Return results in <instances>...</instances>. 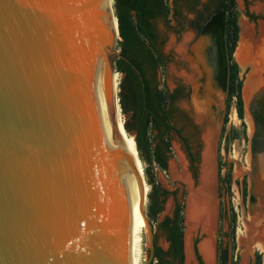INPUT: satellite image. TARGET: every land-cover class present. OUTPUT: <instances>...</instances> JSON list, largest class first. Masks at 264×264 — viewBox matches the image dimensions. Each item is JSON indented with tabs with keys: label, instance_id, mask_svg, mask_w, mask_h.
Masks as SVG:
<instances>
[{
	"label": "water",
	"instance_id": "1",
	"mask_svg": "<svg viewBox=\"0 0 264 264\" xmlns=\"http://www.w3.org/2000/svg\"><path fill=\"white\" fill-rule=\"evenodd\" d=\"M213 25L185 56L198 75L207 41H225L222 11ZM118 45L105 0H0V264H129L137 163L115 120ZM183 78L201 120L210 84Z\"/></svg>",
	"mask_w": 264,
	"mask_h": 264
},
{
	"label": "rangeland",
	"instance_id": "2",
	"mask_svg": "<svg viewBox=\"0 0 264 264\" xmlns=\"http://www.w3.org/2000/svg\"><path fill=\"white\" fill-rule=\"evenodd\" d=\"M172 1L169 0L170 6ZM204 4L207 0H202ZM212 13L215 12V7L211 8ZM238 25V40L234 51L232 52V59L230 58L231 48L228 36L227 27L225 25V42L227 54L232 64V75H231V89L229 93L228 104H225V95L220 92H216V109L210 110L208 106L205 119H199L195 117V121L200 126V132L194 136L195 132L192 128H185L183 135L187 136L191 140V144L200 148V162H199V177L198 183L195 185L192 172L189 167V161L186 153L183 149L181 139L176 133H172L169 136L171 145V157L168 162V169L162 170L157 165L153 167V173L156 181V196L159 200H163V192L175 193L167 196L162 213L158 216L156 222L150 221L148 214V203L147 197L146 215L149 219L153 231H154V242L155 246L163 253H166L170 249V244L166 239V236L161 230L160 224L166 217H172L176 209L177 204L182 206L183 209V259L180 262H174L171 257H167L166 260L173 264H187L184 254V239L186 232L185 225V213L186 203L189 197L190 183L193 190L198 189L200 179V169L202 164V155L205 148L204 133L206 128L213 127L216 131L213 137L214 144V206L216 210V225L215 232L213 235L214 240V257L215 264H258L260 260V254L256 249L254 243L249 246L246 245V241H240L242 231H244V219L249 221V208L251 205L254 206V198L250 199V177L252 173L246 163V157L248 154H252V151L256 149L257 144L264 145V132L259 131V124H257V114H253L257 129L254 131V135L251 137L249 134V127L246 123L247 113V100H246V89L250 85L255 73L260 69V60H258L259 54H262V46L264 41V0H235V7L233 9ZM254 15L255 19L249 17ZM228 16L231 13L228 12ZM193 18V16H189ZM169 23L161 21L158 24L159 30L163 33L166 38L164 46V52L167 53L175 42V36L173 35L171 28L176 27L175 20L172 19V12L170 14ZM185 21H181V23ZM179 22V24H181ZM189 35V33H187ZM186 35V36H187ZM190 39L193 38L189 35ZM262 48V49H261ZM243 50V56L239 55V51ZM120 51V50H118ZM179 52V48H177ZM258 55V56H257ZM240 57V59H239ZM241 57H243L241 59ZM233 63L237 64V69L233 68ZM171 74L173 76H182L180 73H176L172 68ZM263 71V70H262ZM117 74V97L119 93V86L123 79V75L116 72ZM170 73L166 71L161 72V87L167 91V87L173 88V79ZM264 95V94H263ZM262 97L260 96L259 99ZM260 104L264 107V96ZM210 105V104H209ZM257 110L261 111L258 107ZM256 110V111H257ZM122 118L125 122V116L122 114ZM209 117V118H207ZM179 129L183 128L182 124H178ZM264 126V123L262 124ZM134 138V135H130ZM135 139V138H134ZM253 143V144H252ZM255 143V144H254ZM253 146V147H252ZM251 149V150H250ZM179 152V153H178ZM255 152V151H254ZM236 153V155H235ZM182 158H181V157ZM183 160V161H181ZM261 161V159H260ZM183 164V165H181ZM143 169L145 167L144 164ZM185 168V169H183ZM249 171V172H248ZM184 174V175H183ZM183 175V176H181ZM145 176V172H144ZM189 176V178H188ZM250 176V177H249ZM146 179V178H145ZM187 179L185 182L184 180ZM149 187V194L152 192V185L147 184ZM194 186V187H193ZM216 201V202H215ZM246 221V222H247ZM142 242V264H146L150 254L149 241L147 230L144 232ZM203 236L201 232H196L192 237V254L193 261L190 264H200L198 256L203 257L199 253V243L202 241ZM224 252V262L219 259L221 253ZM262 258V257H261ZM264 264V258L261 259ZM157 260L154 264H157Z\"/></svg>",
	"mask_w": 264,
	"mask_h": 264
},
{
	"label": "trees",
	"instance_id": "3",
	"mask_svg": "<svg viewBox=\"0 0 264 264\" xmlns=\"http://www.w3.org/2000/svg\"><path fill=\"white\" fill-rule=\"evenodd\" d=\"M204 7L215 12L222 11L225 18L228 36L231 41L230 58L238 40V25L233 11L235 0H114L117 33L120 55L114 60L116 72L123 75L119 86L118 99L121 112L125 116V130L134 135L141 164H144L146 182L152 185L148 199V214L150 221L156 222L163 211L167 196L175 193L163 192V200L156 196V181L153 173L154 165L162 170L168 169L171 157L169 132L175 131L181 138L188 151L190 169L196 180L199 177V154L196 156L189 147V142L182 132L176 129L175 112L168 108L170 96L161 85V72L166 71V55L164 46L166 38L159 30L158 24L169 23L172 19L181 23L189 14L197 13L202 16L200 9ZM228 12L231 16H228ZM255 19L254 15H250ZM183 23V22H182ZM195 25V22L192 23ZM118 50V49H117ZM237 69V64L233 63ZM143 167V165H142ZM149 189V187H148ZM183 209L177 204L172 217H166L160 224L163 234L170 244L168 252L163 253L155 246L154 261L157 264H173L183 259ZM199 263L205 264L200 256ZM225 259L222 261L224 262Z\"/></svg>",
	"mask_w": 264,
	"mask_h": 264
},
{
	"label": "bare ground",
	"instance_id": "4",
	"mask_svg": "<svg viewBox=\"0 0 264 264\" xmlns=\"http://www.w3.org/2000/svg\"><path fill=\"white\" fill-rule=\"evenodd\" d=\"M107 7L112 11V21L115 28V35L117 44L119 36L116 26V13L114 8V0H105ZM262 54H259L258 60H260V69L255 73V78L251 80L249 86L246 89L247 100V113L246 123L249 127V134L252 137L254 131L257 128L253 114L256 112L257 124L264 123V107L260 104L263 100L264 94V41L262 42ZM244 49L239 51V55L243 56ZM118 53V50H116ZM243 52V53H242ZM258 56V55H257ZM243 57H241L242 59ZM240 59V57H239ZM110 67L112 66V55L109 53ZM263 70V71H262ZM113 80V99H114V113L117 127L121 134L126 151L135 158L137 163V169L128 167L130 187H131V231H130V247L128 252L129 264H142V242L143 235L147 229L146 222L141 214L142 204L147 201L148 185H143L141 178L144 176V170L141 162L139 161L137 146L135 139L125 131L124 120L121 115L120 102L117 97V74H112ZM260 96L262 97L261 99ZM260 108L261 111L257 110ZM257 110V111H256ZM203 120L205 114L202 113ZM200 121V120H199ZM216 130V129H215ZM213 127L206 128L204 133L205 148L202 155V164L200 169V181L198 189L193 190L190 183V190L188 191L189 197L186 203L185 213V239H184V254L187 264H190L193 259L192 254V237L196 232H201L203 236L202 241L199 243V252L203 257L206 264H215L214 257V240L213 235L216 225V210L214 206V144L213 137L216 133ZM253 144V143H252ZM255 144V143H254ZM257 148L252 151V154H248L246 157V163L249 167L248 170L252 173L250 177V200L255 193L258 199V203L255 206V212H249V221L244 219V231L241 233V241H255L258 248L264 253V145L262 147L257 144ZM253 147V146H252ZM251 150V149H250ZM179 153V152H178ZM236 155V153H235ZM181 157V156H180ZM182 158V157H181ZM261 159V161H260ZM183 161V160H181ZM184 162V161H183ZM183 165V164H181ZM185 169V168H183ZM249 172V171H248ZM184 175V174H183ZM181 175V176H183ZM189 178V176H188ZM190 179V178H189ZM187 183V179L184 180ZM194 187V186H193ZM216 202V201H215ZM243 237V238H242Z\"/></svg>",
	"mask_w": 264,
	"mask_h": 264
},
{
	"label": "flooded vegetation",
	"instance_id": "5",
	"mask_svg": "<svg viewBox=\"0 0 264 264\" xmlns=\"http://www.w3.org/2000/svg\"><path fill=\"white\" fill-rule=\"evenodd\" d=\"M200 11L202 12V16H199V14L197 13L189 14L186 17L184 23L179 24L178 21H175L176 27L171 28V31L175 36V42L173 44V48H171L169 52L165 53L166 73L168 77V73L171 74L170 68H172L174 71H176V73H180L181 75L182 74L186 75V77H189V79L190 78L193 80L197 79L198 83L201 86L202 91L205 90L204 87L207 84H210L211 92H209L208 95H206V97L208 100L207 103L210 104L209 109L213 111L216 109V103H214V101L216 100V96H215L216 92H220L225 95L226 98L225 104H228L230 102L228 96L231 89L232 64L227 54L228 49H226L225 41H207L208 43L204 45L205 46L204 53L207 56V60L205 62L203 61L197 62L193 60V64L196 66L197 71L201 75H198L197 73L193 72L192 64H190V62L186 60L185 56L190 55L192 53L194 45L198 42L199 37L203 33L210 34L212 37L216 35V28L213 25V18L218 12L212 13L210 9L207 10L204 7H202ZM189 16H193V18H189ZM193 22H195V25L192 24ZM187 33H189V35H192L193 38L190 39L189 38L190 36L187 35ZM177 48H179V52L177 51ZM169 76H172L173 88H170L169 86L167 87V92L168 95L170 96V99L168 100L169 101L168 108L171 112H175L178 118V120H176L175 123L176 126L174 127L180 130L182 132V135L183 132L185 131V128L190 127L194 130L195 132L194 136H196V134L200 132V126L199 124L196 123L194 117V109L192 106L193 88L190 84L186 82V80L182 76L175 77L172 74ZM206 97L204 95L202 96L203 99H205ZM178 124H182L183 128L179 129ZM260 125L264 130V126H262V123ZM172 133L174 134L176 132L175 131L169 132V136ZM183 137L188 140L189 147L191 148L192 153L195 156L196 154H199L200 156V148L194 147L191 144V140L189 137L185 135H183ZM181 143L186 153L190 167L188 151L182 140ZM196 183H198V181L196 182L195 180V184ZM252 198H254V206L251 205L249 210L251 209L252 212L253 211L255 212L256 211L255 206L256 203H258V199L255 193L252 195ZM239 238H241V236ZM246 242H247L246 243L247 246L254 243L256 249L260 254L259 255L260 260L258 264H263L261 259L264 258V253L258 248L257 242L249 241L248 239ZM219 259L221 261L225 259L224 252L221 253Z\"/></svg>",
	"mask_w": 264,
	"mask_h": 264
}]
</instances>
